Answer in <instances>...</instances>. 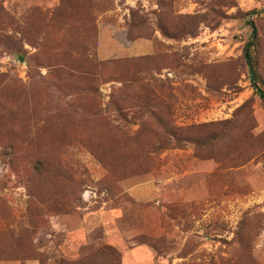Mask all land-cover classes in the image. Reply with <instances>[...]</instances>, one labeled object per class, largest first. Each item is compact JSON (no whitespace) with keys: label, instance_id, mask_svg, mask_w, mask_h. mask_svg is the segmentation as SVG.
<instances>
[{"label":"rangeland","instance_id":"rangeland-1","mask_svg":"<svg viewBox=\"0 0 264 264\" xmlns=\"http://www.w3.org/2000/svg\"><path fill=\"white\" fill-rule=\"evenodd\" d=\"M157 2L0 0V264H264V104L242 58L247 15L264 81V0H171L185 47L98 58L131 14L156 29Z\"/></svg>","mask_w":264,"mask_h":264},{"label":"trees","instance_id":"trees-1","mask_svg":"<svg viewBox=\"0 0 264 264\" xmlns=\"http://www.w3.org/2000/svg\"><path fill=\"white\" fill-rule=\"evenodd\" d=\"M158 6L160 7V11L158 13L154 15L156 16L155 21H156V29L159 31V33L161 34V36L163 38L166 39H174V40H181L182 38H186L188 36H190V34L192 35L191 32H193V29L190 31L185 23H184V19H186L185 17H178L176 14L172 13V6H171V0L167 1V0H158L157 2ZM212 11L210 14V16H214L216 13V9L214 7L211 8ZM138 11L137 13H133V15L131 14V19H130V25L125 29H123L122 31L117 30L115 28V30L113 31L112 34L115 35H119V38L121 40V46H124L125 48L130 47L132 45V43H134L135 41L138 40H152L154 39L156 42V45H161L160 42H157V40L155 38H153V34L154 31L156 30L155 28H151L150 26H147L144 24V19L138 15ZM212 14V15H211ZM249 14H253V12L249 13ZM191 17V20H194L193 17L196 16H188L187 18ZM234 20L235 18L232 17ZM232 18H226V20H231ZM243 21L245 23L246 26L249 27V38L248 41L245 43V46L243 48V53H242V58L243 61L247 67L248 70V75L250 78V82H251V86L253 88V93L255 96L258 97V99L264 104V81L262 80L259 71H258V61H259V50H260V43H259V38H258V33H257V28L255 25L254 20L247 19V15H243ZM86 32V31H85ZM191 37V36H190ZM108 42V41H107ZM107 42L105 45H107ZM118 47V46H117ZM116 48V46L114 48H110V47H105L104 43L102 40H99V44L97 49V56L100 60L102 61H115V60H124V59H134L132 57H128V56H122V57H110L109 53L110 51H114ZM155 54L153 55H148V56H144V57H136L135 59H141V60H148L154 57ZM96 68V66H95ZM86 69L88 72L91 71L92 69V65H86ZM141 98V97H140ZM140 110H143L144 112L148 113L149 115L152 116L153 120L156 122H160L162 124V128L164 131V135L162 136L165 140H170L171 139H176V142L181 139L179 137V135H176L175 133H172V131L175 129L176 131L181 130L178 129L177 126L173 125V121L172 119H167V115L168 112L166 110L160 109V106H156V108L152 109L150 108V106H147L145 104L143 105H139L138 106ZM136 107H134L133 109H135ZM163 113H167V114H163ZM159 115V116H157ZM158 122V123H159ZM193 127L195 126H190V127H185L184 131H188V128H191V130L193 129ZM188 136L184 139H187ZM134 138H131L129 136L125 137V141L122 143V145H126V146H130V143L133 144V140ZM130 140V141H129ZM130 142V143H129ZM119 143H117L116 145H118ZM138 144V143H137ZM121 145V143H120ZM128 155L132 152H127ZM119 157L118 155H115L113 158V161L116 163V161L118 160ZM57 160L58 158H56V163L53 162L50 165L52 166V170H56L57 168ZM99 248H97L95 250V253H99L103 252V253H107L108 249L106 247H101L97 246ZM106 250H105V249ZM101 253V254H103ZM97 258V257H96ZM95 258V259H96ZM100 258V257H98ZM79 264H82V262H80ZM102 264V263H101Z\"/></svg>","mask_w":264,"mask_h":264},{"label":"crops","instance_id":"crops-1","mask_svg":"<svg viewBox=\"0 0 264 264\" xmlns=\"http://www.w3.org/2000/svg\"><path fill=\"white\" fill-rule=\"evenodd\" d=\"M141 3H146L147 0H140ZM135 2V1H134ZM131 3H133V0H131ZM147 5V3H146ZM142 7H144L142 5ZM146 7V6H145ZM119 19L122 20L121 17L122 14L119 15ZM117 30H120L119 25H117V27H115ZM216 35V30L210 32L207 34L206 37V41L208 42V45L214 46L216 44V37L214 36ZM153 37L157 40V42H160V44H164L165 46H170L168 44H172L173 43H180V45L182 46L181 49L183 47H185V45L188 44V41L185 38H182L181 40H174V39H166L163 38L161 36V34L159 33V31L156 29L154 31ZM188 38V37H186ZM200 42H203L204 44V39L200 38ZM210 42V44H209ZM191 43H189L190 45ZM155 45L156 42L154 39L152 40H138L135 41L134 43H132V45L130 47L125 48L124 46H118L115 48V50L112 52L110 51L109 55L110 57H122V56H128V57H132V58H136V57H144V56H148V55H153L155 53ZM159 45V44H158ZM172 52V51H169Z\"/></svg>","mask_w":264,"mask_h":264},{"label":"water","instance_id":"water-1","mask_svg":"<svg viewBox=\"0 0 264 264\" xmlns=\"http://www.w3.org/2000/svg\"><path fill=\"white\" fill-rule=\"evenodd\" d=\"M21 60H22V58L20 56H18L17 61L21 62Z\"/></svg>","mask_w":264,"mask_h":264},{"label":"built area","instance_id":"built-area-1","mask_svg":"<svg viewBox=\"0 0 264 264\" xmlns=\"http://www.w3.org/2000/svg\"><path fill=\"white\" fill-rule=\"evenodd\" d=\"M131 1V0H130Z\"/></svg>","mask_w":264,"mask_h":264}]
</instances>
